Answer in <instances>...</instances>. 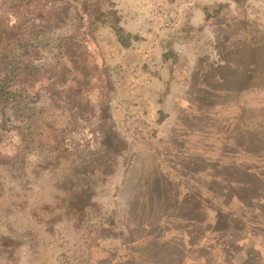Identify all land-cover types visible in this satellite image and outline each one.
<instances>
[{"label": "rangeland", "instance_id": "1", "mask_svg": "<svg viewBox=\"0 0 264 264\" xmlns=\"http://www.w3.org/2000/svg\"><path fill=\"white\" fill-rule=\"evenodd\" d=\"M83 11L101 62L68 39L70 59H92L90 75L110 82V135L87 134L44 90L33 118L12 120L33 143L0 154V264H155L152 240L182 256L160 264H264V0H85ZM25 22L0 54L54 73L81 14L70 5ZM93 139L116 148L80 223L71 174Z\"/></svg>", "mask_w": 264, "mask_h": 264}, {"label": "trees", "instance_id": "2", "mask_svg": "<svg viewBox=\"0 0 264 264\" xmlns=\"http://www.w3.org/2000/svg\"><path fill=\"white\" fill-rule=\"evenodd\" d=\"M10 2L11 0H0V41L2 42L7 41L11 43L14 40H21L22 36L19 35V30L25 26V19L32 17L34 11L54 9V12L57 11V13L64 10L68 12L70 5H73L75 10L77 9L81 14L83 22L75 34L62 38L59 42L60 61L52 74L39 76L37 72L26 70L27 64H21L23 62L13 60L11 54H0V154L7 152L9 156L13 155L14 149H16L17 153L20 151L23 153L33 143L31 141L30 128L26 130L20 128V126L10 128L9 125L14 118L25 116L31 119L34 117L35 108L29 105L31 102H36L40 99V91L42 90L59 101L61 105H64L69 110L71 109L74 115L77 116V113H79L80 129L83 126V131L86 130L87 134H96V136H99V142L102 141V138L109 137L110 134L106 130H102L104 129L103 123H105L102 112L103 109H106V102H101L100 94L110 89V82L101 77L102 75H97V73L96 75H90L92 71L90 61L92 59H89L85 63L86 59L84 57L81 60V64L80 62H73L70 59L72 51L71 49L69 50L67 43L68 39H70L75 44H79L86 54L91 53L94 56L98 54L97 62H101L102 52L95 37L90 32L89 22L85 18L83 11L85 0H50L38 7L37 5L35 7L31 5L18 6ZM5 20L8 26L2 27ZM47 23L45 25L36 23L37 25H33L34 28L32 26L30 30L47 31V27L51 25ZM101 68L99 66V69ZM28 73L34 78L32 79L31 76L25 77ZM86 114H89L87 117L88 121H84ZM86 126L88 129H86ZM89 140L87 139V141ZM87 146L80 150L79 155V160L83 163L81 164L84 167L83 171L81 173L80 170L73 171L70 181L73 187L80 189V201L70 206L69 211L74 210L77 213V218L80 217V223L88 215L86 197L92 191L100 176L104 175L107 171L109 160L112 158V156L109 158L108 155L112 154L116 148L115 145L108 146L107 144H101L97 147L95 139H93L91 144H87ZM89 146L96 147L92 148ZM40 148L43 149V146H40ZM8 150H12L13 152H9ZM16 162L14 159H8V163H13V165ZM144 247V254L148 258L153 259L155 264H160L158 262L163 261L164 254L168 255L171 261L178 259V257L182 259V256L176 253V248L172 246L174 250L170 251L166 243L162 247L166 249L164 251L160 250L162 248L153 240ZM148 249H151L152 254L148 253ZM154 255L158 256L153 257ZM159 255H161V258H159ZM132 263L134 264L135 262Z\"/></svg>", "mask_w": 264, "mask_h": 264}]
</instances>
